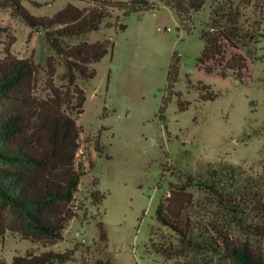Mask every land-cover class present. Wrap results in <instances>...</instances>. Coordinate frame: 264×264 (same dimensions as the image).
<instances>
[{
    "label": "rangeland",
    "instance_id": "rangeland-1",
    "mask_svg": "<svg viewBox=\"0 0 264 264\" xmlns=\"http://www.w3.org/2000/svg\"><path fill=\"white\" fill-rule=\"evenodd\" d=\"M151 1L159 8L125 17L116 10L112 25L104 21L98 30L65 39L68 44L104 38L114 42L112 50L94 63L95 77L79 81L86 99L77 120L81 126L78 160L88 171L75 194L78 216L54 244L6 230L0 235V258L7 262L27 250L63 252L68 248L74 250L73 258L56 264L98 259L112 264H233L224 253L187 252L174 258L157 251L153 241L176 246L179 238L157 220L156 210L171 184L183 183L186 175L205 174L227 164L238 166L240 180L262 171L264 0H239L251 21L261 20L259 32L263 33L252 45L253 55L242 76L231 70L223 74L220 68L208 71L198 64L204 46L200 22L207 19L212 0L192 15L191 31L180 27L176 12L164 0ZM36 2H23L36 16H51L68 2L86 5L81 0ZM121 23L126 24L124 29ZM0 27V59L8 50L44 68L47 55L55 54L44 32L31 29L10 9L0 8ZM232 52L242 50L226 48L227 56ZM170 69L175 72L171 84ZM62 71L61 66L57 73ZM41 76L44 79L43 72ZM93 181L104 194L99 203L88 193ZM183 192L191 201L203 196L196 186ZM196 211V220H201L200 214H209L207 208ZM3 217L8 220L7 215Z\"/></svg>",
    "mask_w": 264,
    "mask_h": 264
},
{
    "label": "trees",
    "instance_id": "trees-1",
    "mask_svg": "<svg viewBox=\"0 0 264 264\" xmlns=\"http://www.w3.org/2000/svg\"><path fill=\"white\" fill-rule=\"evenodd\" d=\"M81 1L86 5L68 2L51 16H36L24 0H0V8L10 9L31 29L43 31L55 53L47 55L44 68L32 58H19L8 50L0 59V235L9 230L25 239L54 244L63 239V230L78 216L75 194L88 171L78 160L81 126L77 120L86 99L79 81L95 77L94 63L112 50L114 42L104 38L68 44L65 39L98 30L104 21L112 25L116 10L125 17L160 6L151 0ZM206 2L164 0L163 4L176 12L180 27L191 31L192 15ZM242 7L239 0H212L207 19L200 22L204 46L197 61L206 70L220 68L223 74L231 70L237 76L246 73L252 45L263 33L259 32L261 20L251 21ZM119 18H115L116 25ZM119 27L124 29L126 24ZM227 47L242 52L227 56ZM61 66L63 71L58 74ZM167 78L169 84L174 81V69ZM188 186L203 192L201 200L185 197L183 190ZM88 193L95 203L104 196L96 181ZM199 207L209 209V214H200L201 220H196ZM4 215L8 220L4 221ZM156 217L179 238L176 246L153 241L155 249L168 257L210 251L224 253L233 264H264V166L258 175L242 180L238 166L232 164L186 175L183 183L171 184L157 206ZM98 226L104 239L101 221ZM73 254L68 248L63 252L27 250L14 254L11 262L0 258V264H56L71 260ZM80 264L112 262L98 259Z\"/></svg>",
    "mask_w": 264,
    "mask_h": 264
}]
</instances>
